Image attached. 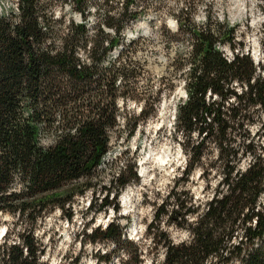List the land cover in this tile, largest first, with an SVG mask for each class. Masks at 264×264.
<instances>
[{
	"label": "trees",
	"instance_id": "trees-1",
	"mask_svg": "<svg viewBox=\"0 0 264 264\" xmlns=\"http://www.w3.org/2000/svg\"><path fill=\"white\" fill-rule=\"evenodd\" d=\"M138 2L123 0L116 15L105 11L93 33L87 22L91 0L0 4V215L17 216L22 225L17 241L0 244V264H44V247L34 235L38 221L56 208L71 220L69 205L88 191L103 193L99 203L89 201L90 212L108 206L117 210L120 191L138 179L131 160L107 184L95 182L110 150L111 134L120 126L119 103L135 99L136 75L125 59L120 61L124 51L106 62L122 45V20L131 25L139 17ZM65 3L79 12L80 21L64 22L57 12ZM179 27L183 28L181 20ZM185 28L191 48L186 58L179 57L176 70L182 71V62L188 65L181 73L187 99L176 105L174 119L184 138L187 160L182 173L190 175L199 168L205 189L212 173L219 181L200 204L192 202L188 191L174 187L161 200V209L170 199L171 208L155 214L147 226L151 241L163 250L152 264H264V205L259 207L264 197V152L248 132L259 119L264 137V76L249 54L226 58L221 45H241L233 25L215 21L212 27H198L188 20ZM234 83L243 88L237 91ZM140 115L126 140L139 117L148 116L145 111ZM248 155L251 162L240 169L239 162ZM160 214L168 224L186 229L188 238L174 242L158 232ZM239 229L244 230L243 238L234 244ZM10 234L6 232L8 238ZM123 235L124 228L112 221L92 230L88 238L92 243L111 242L115 253L137 258L140 252L136 247L130 250L132 243ZM105 257L99 254L96 260Z\"/></svg>",
	"mask_w": 264,
	"mask_h": 264
},
{
	"label": "rangeland",
	"instance_id": "rangeland-1",
	"mask_svg": "<svg viewBox=\"0 0 264 264\" xmlns=\"http://www.w3.org/2000/svg\"><path fill=\"white\" fill-rule=\"evenodd\" d=\"M138 1L139 17L131 25L125 24L126 19L122 20V45L112 50L111 57L106 62H112L118 57L120 50L124 51L120 61L125 59L136 75V90H133L135 99H130L125 104L119 103L122 107L120 126L111 134L110 150L98 167L99 176L95 182L107 184L108 179L131 160L135 162L138 179L131 181L120 191L116 200L117 210L108 206L105 210L90 212L89 201L99 203L103 193L91 194L88 191L76 197L69 205L71 220L66 218V213L62 214L56 208L38 221L34 235L44 247V253L40 256V261L44 264H67L72 260H77V264H152L153 259H161L163 250L151 241L147 226L155 214L171 208V199L163 209L159 206L161 200L174 187L176 190L188 191L192 202L200 204L208 198L219 181V175L212 173L205 189L206 181L199 176V168H195L190 175L182 173L187 160L181 146L184 138L176 131L174 119L176 105L185 100V95H182L186 94L184 77L181 73L187 70L188 65L182 62V71H177L176 67L181 63L179 57L186 58L191 48V39L185 28L188 20L198 27H204L205 24L212 27L215 21H225L233 25L236 29V41H240L241 45L234 48L221 45L222 51L229 59L236 53L249 54L258 73L264 76V22L261 21L264 18V0ZM13 2L14 0H0V4L5 6H10ZM122 4L123 0H108L107 4L103 0H97L96 3L91 0L87 17L91 32H94L96 23L103 21L105 11L110 9L111 14H119ZM71 8L70 3H65L57 12L63 15L65 23L69 18L81 20L79 12ZM209 17L211 20H208ZM179 20L183 22L182 29L179 27ZM103 27L112 33L109 27ZM234 85L237 91L243 88L237 83ZM143 111L148 116L139 117L133 135L126 140L128 129L135 124L134 118ZM259 129L260 121L257 119L249 125L248 132L250 138L264 152V137L260 135ZM192 138L195 139V136ZM157 157L166 158L168 163L155 164ZM250 162L251 156L243 157L239 168L244 169ZM143 169L147 170L146 177H141ZM127 192L132 193L129 195L132 204L130 210L123 207ZM262 205L264 197L260 198L259 207ZM160 216L156 221L158 232H164L174 242L188 238L186 229L168 224L166 215ZM17 221V216L0 215V231L4 228L11 233L9 238L6 233L0 237V244L5 239L17 241V233L22 232V225ZM112 221L124 228L123 236L132 243L130 250H135L136 247L137 252H140L137 258L130 260L122 251L115 253L111 242L89 241L88 234L92 230L104 228ZM243 231L239 229L236 232L234 244H238L243 238ZM99 254L107 257L96 260ZM232 264L241 263L235 261Z\"/></svg>",
	"mask_w": 264,
	"mask_h": 264
},
{
	"label": "bare ground",
	"instance_id": "bare-ground-1",
	"mask_svg": "<svg viewBox=\"0 0 264 264\" xmlns=\"http://www.w3.org/2000/svg\"><path fill=\"white\" fill-rule=\"evenodd\" d=\"M261 21L264 22V18H262ZM161 159H163V158H161ZM164 159H166V158H164ZM147 161H150V160L148 159ZM155 162H156L155 164H157V165H162L160 163V160L159 159H155ZM144 164L146 165V163H144ZM146 175H147V170L146 169H143L141 177H146ZM127 193L125 194V197H124V200H123V207H124L125 210H130V208L132 207V204H131L130 199H129L130 198L129 195H130L131 192H127ZM0 237H1V235H0Z\"/></svg>",
	"mask_w": 264,
	"mask_h": 264
},
{
	"label": "clouds",
	"instance_id": "clouds-1",
	"mask_svg": "<svg viewBox=\"0 0 264 264\" xmlns=\"http://www.w3.org/2000/svg\"><path fill=\"white\" fill-rule=\"evenodd\" d=\"M182 95H185V98L187 99V94H182ZM121 104H123V101H120ZM133 107H135V104H132ZM157 159L160 160V163L161 164H166L168 163L167 159H161L160 157H157ZM174 171V170H173ZM0 235H3L2 232H0Z\"/></svg>",
	"mask_w": 264,
	"mask_h": 264
},
{
	"label": "built area",
	"instance_id": "built-area-1",
	"mask_svg": "<svg viewBox=\"0 0 264 264\" xmlns=\"http://www.w3.org/2000/svg\"><path fill=\"white\" fill-rule=\"evenodd\" d=\"M228 60H229V58L228 57H226Z\"/></svg>",
	"mask_w": 264,
	"mask_h": 264
}]
</instances>
